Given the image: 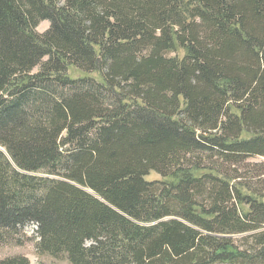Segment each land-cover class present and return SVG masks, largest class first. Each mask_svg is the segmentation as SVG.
Segmentation results:
<instances>
[{
	"label": "trees",
	"instance_id": "1",
	"mask_svg": "<svg viewBox=\"0 0 264 264\" xmlns=\"http://www.w3.org/2000/svg\"><path fill=\"white\" fill-rule=\"evenodd\" d=\"M30 225L67 264H264V0H0V249Z\"/></svg>",
	"mask_w": 264,
	"mask_h": 264
},
{
	"label": "rangeland",
	"instance_id": "2",
	"mask_svg": "<svg viewBox=\"0 0 264 264\" xmlns=\"http://www.w3.org/2000/svg\"><path fill=\"white\" fill-rule=\"evenodd\" d=\"M49 27V24L47 22H42L38 28V33H44ZM74 76H77V74H74ZM250 162H259L258 159L250 160ZM147 181H153V180H159V177L154 174L150 173L148 177L145 178ZM35 227L34 226H28L24 229V235L27 239V241L22 246L17 247H4L0 249V259H4L6 257H15V256H22L26 258L29 261V264H67L65 261L51 259L48 257H37L35 245L37 243V235L34 233Z\"/></svg>",
	"mask_w": 264,
	"mask_h": 264
}]
</instances>
